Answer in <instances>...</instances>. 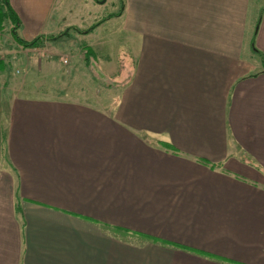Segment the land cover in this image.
<instances>
[{
	"label": "crops",
	"instance_id": "1",
	"mask_svg": "<svg viewBox=\"0 0 264 264\" xmlns=\"http://www.w3.org/2000/svg\"><path fill=\"white\" fill-rule=\"evenodd\" d=\"M8 4L23 40L65 20ZM263 6L125 0L113 104L2 82L0 264H264Z\"/></svg>",
	"mask_w": 264,
	"mask_h": 264
},
{
	"label": "rangeland",
	"instance_id": "2",
	"mask_svg": "<svg viewBox=\"0 0 264 264\" xmlns=\"http://www.w3.org/2000/svg\"><path fill=\"white\" fill-rule=\"evenodd\" d=\"M262 1L253 0L256 4ZM62 3L64 22L55 18L54 25L46 27L51 32L43 35L51 37L61 32L66 34L56 40L42 38L38 47H20L11 36L14 24L4 19L0 29V58L6 66L0 72V84H8L10 88L6 91L12 89L16 94L30 97L72 93L99 99L101 103H115L130 72L124 68L127 73L118 74L120 57L130 53L128 45L132 44L128 34L126 36L125 32L118 29L114 15L120 9L122 11L125 0H62ZM106 19L109 20L91 36L76 30L92 25L94 29ZM65 22L77 25L65 26ZM90 42L96 53L85 60V50ZM103 54L109 57H102ZM100 58L103 61L99 62ZM108 61L114 63L113 67L108 66Z\"/></svg>",
	"mask_w": 264,
	"mask_h": 264
},
{
	"label": "trees",
	"instance_id": "3",
	"mask_svg": "<svg viewBox=\"0 0 264 264\" xmlns=\"http://www.w3.org/2000/svg\"><path fill=\"white\" fill-rule=\"evenodd\" d=\"M122 5V2H121ZM264 9V6L262 7V10ZM119 11L116 12L114 15H118ZM4 19H9L13 24V28L11 29V36L13 38V40L18 43L19 45H21L22 47H30V48H34V47H38L40 46V39L44 38L43 36H36L35 38L27 41V40H23L22 38H20L17 33H16V28L18 25V17L15 14V12L10 8L9 4H8V0H0V29L2 27L3 21ZM94 25L90 26L89 28L83 29V30H79L76 29L78 32H81L83 34H87L89 32L92 31ZM66 34V32H61L59 33L57 36H51V37H45L47 39L50 40H56L59 36ZM85 60H88V58H90V56H93V51L90 48H86L85 50ZM125 53L122 55V57H120V68L123 67V65H125ZM123 59V61H122ZM262 64H264V58H261ZM6 66V63L0 58V72L4 70ZM119 74V73H118ZM166 145V144H165ZM167 146V145H166Z\"/></svg>",
	"mask_w": 264,
	"mask_h": 264
}]
</instances>
